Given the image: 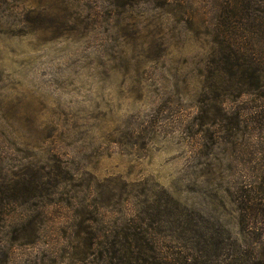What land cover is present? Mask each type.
Wrapping results in <instances>:
<instances>
[{
	"label": "rangeland",
	"instance_id": "374dc122",
	"mask_svg": "<svg viewBox=\"0 0 264 264\" xmlns=\"http://www.w3.org/2000/svg\"><path fill=\"white\" fill-rule=\"evenodd\" d=\"M0 264H264V0H0Z\"/></svg>",
	"mask_w": 264,
	"mask_h": 264
}]
</instances>
